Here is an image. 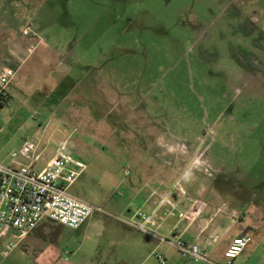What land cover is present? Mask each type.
<instances>
[{
	"label": "rangeland",
	"instance_id": "374dc122",
	"mask_svg": "<svg viewBox=\"0 0 264 264\" xmlns=\"http://www.w3.org/2000/svg\"><path fill=\"white\" fill-rule=\"evenodd\" d=\"M0 66L15 71L0 163L28 164L29 142L41 168L63 146L82 165L69 193L98 210L1 239L0 264H207L172 246L186 199L220 216L224 241L264 207V0H0Z\"/></svg>",
	"mask_w": 264,
	"mask_h": 264
},
{
	"label": "built area",
	"instance_id": "2783aa9c",
	"mask_svg": "<svg viewBox=\"0 0 264 264\" xmlns=\"http://www.w3.org/2000/svg\"><path fill=\"white\" fill-rule=\"evenodd\" d=\"M23 35L30 39L37 37L31 24L24 29ZM34 50L35 45L32 43L28 51ZM14 76L13 69L0 66V103L9 98L6 88ZM34 150L35 146L29 142H25L19 150L18 155L28 161L26 165L0 163V240L14 237L9 233L12 230L20 233L18 239L23 238L45 221L78 229L98 211L69 193L70 187L80 175V171L73 168L80 169L82 165L66 155L63 146L41 168L36 167L40 156L32 157ZM200 214L201 210L197 209L189 216V220L194 222ZM179 217L185 218V215L179 214ZM134 219L137 222L133 221L128 226L146 233L145 226L149 219L141 212H136ZM250 241L251 238L246 235L235 239L224 253L225 264H233ZM171 242L184 261L214 264L208 259L203 247L188 244L178 236ZM8 247L14 248L15 244L9 243ZM64 255L67 259L69 252L64 251ZM154 256L159 264H165L163 256Z\"/></svg>",
	"mask_w": 264,
	"mask_h": 264
},
{
	"label": "crops",
	"instance_id": "0c3cea01",
	"mask_svg": "<svg viewBox=\"0 0 264 264\" xmlns=\"http://www.w3.org/2000/svg\"><path fill=\"white\" fill-rule=\"evenodd\" d=\"M167 200L168 203H171L169 196L163 197V200L159 202V204L156 206L155 211L159 208L160 204H162L163 201ZM186 200L191 203L190 205V215L194 214L197 209L201 210V214L198 215L194 222L188 221L189 224L186 227H177L175 230V235L178 237H181L184 240L185 235L188 232L189 226L191 224H195L196 222L199 224L197 226V234L194 235V240H192V244H197L201 247H203L207 253V255L212 254V247L215 245L211 240L214 239V232L220 233V252L219 255L214 257L216 259V263L220 264L225 262L224 259V253L227 251V249L231 246L232 242L243 236H249L251 238L250 243L245 247V249L242 251V253L233 261V264H264V218L261 219L260 216H257L259 213L257 210L262 209L264 210V207L260 206V203L254 206V213H255V219L251 220L246 223L247 228L239 235L233 237L231 240L224 241V235L228 232V225H225L221 222L220 216L212 213H208L206 210L205 214L208 213L207 217H202V212L205 211L204 205H199L200 207H197L194 203H192V200L187 198ZM194 202V201H193ZM264 217V213H263ZM257 228L261 229L263 233V237L261 239L253 238L252 235L257 232ZM216 239V238H215ZM223 261V262H222Z\"/></svg>",
	"mask_w": 264,
	"mask_h": 264
},
{
	"label": "water",
	"instance_id": "95a60500",
	"mask_svg": "<svg viewBox=\"0 0 264 264\" xmlns=\"http://www.w3.org/2000/svg\"><path fill=\"white\" fill-rule=\"evenodd\" d=\"M11 235H13L14 237H16V238H19L21 235H20V233H18V232H16V231H10L9 232Z\"/></svg>",
	"mask_w": 264,
	"mask_h": 264
},
{
	"label": "trees",
	"instance_id": "16d2710c",
	"mask_svg": "<svg viewBox=\"0 0 264 264\" xmlns=\"http://www.w3.org/2000/svg\"><path fill=\"white\" fill-rule=\"evenodd\" d=\"M2 102H3V103H4V102H5V103H8V102H9V98L6 99V100H3ZM2 102H1L0 104H2Z\"/></svg>",
	"mask_w": 264,
	"mask_h": 264
}]
</instances>
